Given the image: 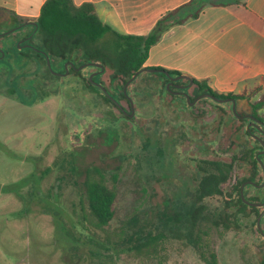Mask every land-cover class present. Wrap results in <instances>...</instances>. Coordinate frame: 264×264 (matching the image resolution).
Listing matches in <instances>:
<instances>
[{
    "label": "rangeland",
    "instance_id": "obj_1",
    "mask_svg": "<svg viewBox=\"0 0 264 264\" xmlns=\"http://www.w3.org/2000/svg\"><path fill=\"white\" fill-rule=\"evenodd\" d=\"M14 25L4 24L0 32ZM21 36L0 40L8 50L0 59V264H264V235L248 219L230 229L207 223L205 258L185 219L176 220L194 204L198 161H231L240 154L250 123L232 115V103L173 97L161 73L145 72L127 86L135 107L130 117L121 96L124 80L112 81L109 68L98 82L126 114L87 86L83 78L96 71L91 67L73 70L69 64L67 71L65 64V76L51 77L38 55L20 62L11 44ZM17 77L25 102L5 81ZM27 81H35L39 97L33 98ZM241 103L237 110L248 112L250 105ZM250 172L248 163L238 162L224 192ZM262 177L263 171L257 180ZM92 179L116 194L114 219L103 228L89 209ZM222 201L215 197L206 205L213 212ZM261 221L264 232V216ZM147 236L157 239L141 250Z\"/></svg>",
    "mask_w": 264,
    "mask_h": 264
},
{
    "label": "trees",
    "instance_id": "obj_2",
    "mask_svg": "<svg viewBox=\"0 0 264 264\" xmlns=\"http://www.w3.org/2000/svg\"><path fill=\"white\" fill-rule=\"evenodd\" d=\"M198 1L193 0V2L165 15L157 22L148 36H131L121 35L112 27L102 23L96 15L95 7L92 4L86 3L78 7L74 5L73 0H48L43 5L40 17L37 20L39 39L41 40L40 48L50 57L54 71L65 73V64L67 63H74L75 67H69L74 70L83 64L94 62L112 71L110 75L112 81L123 79L126 85L137 72L145 68L144 65L151 47L159 42L165 31L199 16L201 6L194 8ZM184 10H186L185 13H183ZM23 24H25V21L17 20V23L11 29ZM19 54L25 55L24 51H19ZM39 57H42V62L48 74L51 77H55L47 66L46 58L42 55H39ZM91 68L93 69V67ZM156 70L169 72L172 76L181 75L179 72L168 71L163 68H156ZM101 76L102 73L95 77L94 80L100 79ZM162 76L166 79L164 83V86H166L170 83V80L165 74H162ZM83 79L86 80L87 86L101 96L109 108H116V103L100 88L93 85L92 81L89 80V76ZM193 81L195 98L203 94H212L220 99L248 100L250 110L248 112L237 111L238 115H252L264 124V94L251 103V98L261 89L256 88L251 94L247 92L242 94H219L209 86L207 81H199L197 79H193ZM28 82L33 87V92H31L33 98L39 97L40 91L35 81ZM101 85L103 84L101 83ZM125 85L122 88V97L125 96ZM166 94L171 93L166 92ZM19 95L20 97L24 96L20 91ZM110 95L118 101L116 96L111 93ZM21 98L24 100V97ZM195 98L190 102H193ZM31 102L34 103L35 101ZM215 104L219 105L218 103ZM232 115L235 116L233 112ZM109 116L113 115L109 114ZM241 121L246 124L251 123V119H243ZM254 131L255 129L253 128L250 131L246 129L243 145L240 146L242 147L240 154L234 155L231 161L205 159L197 163L200 178L193 197L194 204L185 216L179 212L176 220L185 219L188 227L193 232V244L200 252L202 258H205V247H207V244L201 235L207 236L208 231L205 228L207 223H211L214 227L223 226L226 229H230L232 225L239 227L240 220L248 219L253 228L258 227L257 222L262 213L261 208L246 204L241 197V187L244 183L252 181L260 185L264 181V177L260 181L257 180L259 173L263 169L257 158L258 149L252 145V142H254V137L252 136L255 133ZM255 142L259 143L258 141ZM260 158L264 161V157ZM238 162L248 163L251 166V172L249 176L239 180L230 192H224L223 188L231 180L232 173ZM96 171L98 172V170ZM249 188L254 192L251 195ZM263 191L264 188L248 185L244 189V195L247 201L251 203H263ZM215 197H223V201L216 211L211 212L206 205V201ZM87 199L96 226L100 228L108 226L115 216L113 209L116 200L115 192L109 189L102 179H92L87 184ZM194 232H197V234L194 235ZM150 237L147 236L146 239H143L144 241L140 246L141 250L150 245V241L157 239ZM214 257L212 254V258Z\"/></svg>",
    "mask_w": 264,
    "mask_h": 264
},
{
    "label": "crops",
    "instance_id": "obj_3",
    "mask_svg": "<svg viewBox=\"0 0 264 264\" xmlns=\"http://www.w3.org/2000/svg\"><path fill=\"white\" fill-rule=\"evenodd\" d=\"M47 1L0 0V26L17 20L37 22ZM191 2L73 0L78 7L92 4L102 23L131 36H148L165 15ZM195 7L201 8L199 16L165 31L151 47L144 67L207 81L219 94H251L259 88L251 98L255 102L264 94V0H199ZM240 102L250 105L240 100L238 108Z\"/></svg>",
    "mask_w": 264,
    "mask_h": 264
},
{
    "label": "water",
    "instance_id": "obj_4",
    "mask_svg": "<svg viewBox=\"0 0 264 264\" xmlns=\"http://www.w3.org/2000/svg\"><path fill=\"white\" fill-rule=\"evenodd\" d=\"M25 26H34L36 28V30H38L39 28V25L37 22H28V23H25L23 24L22 26H18L16 28H13L9 31H7L6 33H4L3 35H8V34H11L17 30H19L21 27H25ZM27 47H31V46H27ZM44 56L46 57V61H47V65H48V68L50 69V71L56 75V76H65V74L67 73H57L55 72L53 69H52V64H51V60H50V57L44 52L43 53ZM71 67H75V64L74 63H67L66 64V69L68 68V66ZM87 67H94V68H97V69H100V73H105L106 71V67H104L103 65L99 64V63H94V62H91V63H86V64H83L79 67H77L76 69L77 70H81V69H84V68H87ZM68 71V69H67ZM145 72H148V73H162V74H165L166 77L171 80V83L170 85L168 86L171 87L174 85L175 82H179V81H187L188 82V87H191L194 85V81L191 77L187 76V75H178V76H172L169 72H166V71H159V70H156V69H151V68H143L142 70H140L139 72H137L128 82L127 84L125 85V94L127 93V86L132 82L134 81L139 75H141L142 73H145ZM98 73H94L92 74L89 79L90 81H92L93 85L97 86L98 88H100L112 101H114L116 104H118V102L110 95V93L107 91V89L102 86L101 84L97 83L96 81H94V77L97 75ZM178 88L180 89H184L186 88L187 86H177ZM174 94H180V93H175V92H172ZM184 94V96L187 98V100L190 102V96L189 94L187 93H182ZM204 98H210L212 100H214L215 102L217 103H221V104H224V103H232V112L234 113L235 117L236 118H240V119H251L253 122L251 124H249L248 126V130L250 131L252 127H254L255 129H257V131L259 133L262 134V136H264V129H262V127H264V124L263 122H261L259 119L253 117L252 115H246V116H239L238 113H237V101L235 99H232V98H228V99H220L218 97H216L215 95H212V94H203L201 95L200 97H198L194 102H198L200 99H204ZM130 103H131V107H132V114L130 115L131 117H133L135 115V107H134V103L133 101L130 100ZM193 104V103H191ZM255 139H257L263 150L260 151L257 155V158H258V161L263 169V173H264V161L260 158L261 156H264V140L259 137V136H254ZM248 185H253L254 187L256 188H264V181L262 184L258 185L252 181H249V182H246L242 185L241 187V197L243 199V201L250 205V206H253V207H258V208H262L264 207V202L263 203H251L249 201H247V199L245 198V195H244V189L246 186ZM264 216V211L261 213L259 219H258V222H257V226H258V229L261 231V233L264 235V232L261 230V219L263 218Z\"/></svg>",
    "mask_w": 264,
    "mask_h": 264
},
{
    "label": "flooded vegetation",
    "instance_id": "obj_5",
    "mask_svg": "<svg viewBox=\"0 0 264 264\" xmlns=\"http://www.w3.org/2000/svg\"><path fill=\"white\" fill-rule=\"evenodd\" d=\"M26 27V26H25ZM25 27H21L19 30H17V31H15V32H13V33H11V34H13V35H15V36H17L18 35V33H22V36L21 37H19V38H16L15 39V41H13L12 42V49H17V51H18V54H19V51H24V53H25V55H21V59H20V62L24 59V57H26V58H29V57H31V56H33V55H42V56H44V51L40 48V45H37L35 42H34V39L35 38H38L39 39V32H38V30H36V28L34 27V26H29V30H25ZM7 32V31H6ZM5 32V33H6ZM16 33V34H15ZM4 33H2V32H0V40L2 39H5V36L6 35H3ZM38 36V37H37ZM15 43V46H13V44ZM27 46H31V47H27ZM9 47V46H8ZM7 49L5 48V43H0V59L2 58V57H4L5 58V55L7 54ZM26 51H29V52H32L33 54H31V55H26ZM20 55V54H19ZM45 57V56H44ZM46 58V57H45ZM11 59V58H10ZM18 61V60H17ZM48 66V65H47ZM77 68V67H76ZM13 69H14V67H13ZM53 69V68H52ZM50 70V69H49ZM91 70H96V71H94V72H91V75L92 74H94V73H98L95 77H97L99 74H100V69H97V68H94L93 67V69H91ZM13 71H10V73H12ZM103 74V73H102ZM54 75V74H53ZM56 76V75H55ZM58 77H60V76H58ZM94 77V78H95ZM16 79V80H15ZM90 80V79H89ZM5 81H7V84H8V86L12 89V92H15V93H13V94H15L16 96H18L19 97V99H21L22 100V98L21 97H24V100H25V98L27 97L26 96V94L22 91L23 90V87L21 86V84H20V78L19 77H17V78H9L8 80H5ZM11 81H15L14 82V87L11 85ZM94 81H97V83H99V84H101L100 82H98L99 81V79L98 80H94ZM117 81V80H116ZM18 82V83H17ZM28 82V81H27ZM15 83H17L16 85H15ZM170 83H171V80H170ZM103 86V85H102ZM177 86H187L186 88H184V89H180V88H178ZM26 87H27V85H26ZM172 88H173V90H172V92H175V93H180L179 94V96L180 97H182V98H186L185 96H184V94H182V93H187V94H189L188 92H189V89H190V87H188V82L187 83H182V81H179V82H175L174 83V85L173 86H171ZM28 88V87H27ZM125 89V88H124ZM19 91L20 92H22L23 94H24V96H21L20 97V95H19ZM125 91V90H124ZM173 96H175L173 93H171ZM32 95V94H31ZM190 96V95H189ZM124 98L126 99V101H127V103L130 105V107H131V103H130V98L128 97V95H127V93L125 94V96H124ZM190 98H191V96H190ZM187 99V98H186ZM197 98H195V100H196ZM24 100H22V101H24ZM116 100V99H115ZM194 100V101H195ZM117 101V100H116ZM132 101V100H131ZM118 102V104H116V108H118L119 109V111L120 112H122V113H124V114H126L125 113V111H124V109L122 108V106H121V104H120V102H119V100L117 101ZM131 109H132V107H131ZM132 114V113H131ZM131 117V116H130ZM246 119V118H245ZM253 121L251 120V123H252ZM250 123V124H251ZM262 129H264V127H262ZM256 131H257V129H256ZM258 132V131H257ZM258 134H259V137H261L262 138V134L261 133H259L258 132ZM264 137V136H263ZM263 139V138H262ZM256 141H258L257 139H255ZM264 140V139H263ZM259 142V141H258ZM260 143V142H259ZM261 145V144H260ZM261 148H262V146H261ZM263 150V148L260 150V151H262ZM260 151H258V153L260 152ZM261 157H264V156H261ZM262 159V158H261ZM263 160V159H262ZM262 208H264V207H262ZM263 212V211H262Z\"/></svg>",
    "mask_w": 264,
    "mask_h": 264
}]
</instances>
